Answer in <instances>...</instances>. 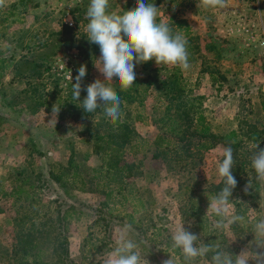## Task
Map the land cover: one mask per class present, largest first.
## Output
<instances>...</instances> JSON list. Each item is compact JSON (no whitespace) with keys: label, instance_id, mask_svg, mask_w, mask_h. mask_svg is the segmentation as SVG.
<instances>
[{"label":"rangeland","instance_id":"obj_1","mask_svg":"<svg viewBox=\"0 0 264 264\" xmlns=\"http://www.w3.org/2000/svg\"><path fill=\"white\" fill-rule=\"evenodd\" d=\"M122 1L133 2L109 0L107 11L118 14L117 4ZM149 3L158 9V22H167L173 34L180 31L187 38L191 67L187 71L176 67L182 90L170 103L158 82L167 81L171 66L148 61L144 72L137 64V89H145L146 75L153 84L136 96L138 100H121L119 81L111 83L121 101L117 122L132 134L122 149L131 166L125 189L117 195L116 186L109 185L113 190L109 196L102 175L90 172L100 167L91 149L96 137L115 133L114 126L102 110L82 109L86 91H81L79 101L72 99L71 83L81 65L86 66L82 89L95 79L103 80L96 68L99 46L86 37L89 0H6L0 8V264L20 259L11 255L19 229L39 236L38 242L46 238L40 259L44 264H58L51 250L57 233L67 240L70 264H108L120 230L129 223L128 236L148 264H165L168 259L184 264L179 250L178 254L170 250L172 234L181 225L200 240L208 231L223 235L220 250L233 256L245 250L264 251L256 247L259 241L253 231L264 218V182L255 179L251 168L252 144H259L256 151L264 148V46H260L264 0H226L219 10H205L199 0ZM65 14L71 16L73 30L64 27ZM53 105L60 106L56 114ZM176 105L183 106L178 112L188 119L195 118L194 111L202 115L214 135L238 134L233 151L235 165L242 163L241 174L230 197V212L244 216L243 223L215 229L213 221L218 218L207 212L209 200L205 193L197 194L219 181L217 161L222 160L223 144L213 141L212 148L203 152L188 145L184 152L178 146H186L175 143L168 149L152 147L156 133L152 121L163 112L175 116ZM194 129L192 125L186 131L189 145L195 143ZM249 130L258 134L253 141L247 138ZM69 161L85 180L82 190L78 182L67 179V187L60 188L47 177L48 172L58 174ZM249 182L252 187L246 193ZM183 185L191 188L180 190ZM17 188L28 196L13 195ZM194 204L201 209L194 219H180L179 213L189 215ZM64 213L66 221L59 227L56 215ZM209 257L197 258L195 264H209Z\"/></svg>","mask_w":264,"mask_h":264},{"label":"clouds","instance_id":"obj_2","mask_svg":"<svg viewBox=\"0 0 264 264\" xmlns=\"http://www.w3.org/2000/svg\"><path fill=\"white\" fill-rule=\"evenodd\" d=\"M6 6V0H0V8ZM109 0H89L85 18L88 20L85 31L90 43L99 46L100 56L96 60V68L103 80L95 79L94 82L82 89V81L86 76V66L79 67L75 83H71L72 76L69 72V81L72 87V99L79 101L81 91H86L82 109L86 113L102 110L109 122L115 124L121 118L120 97L111 87L115 80L119 81L121 91L132 87L137 64L154 61L159 65L179 67L187 71L191 65L187 51V38L177 31L173 34L169 24L163 20L158 22L159 12L153 3L145 0H135V6L123 14L109 13L107 11ZM226 6V0H199V7L205 10H219ZM60 106L53 105L52 112L58 113ZM254 149L251 159V168L254 170L255 179L264 182V148L258 143L251 146ZM222 160L217 161V176L223 184L218 194L209 198L207 212L217 217L213 227L226 230L231 225L243 223L245 217L230 212L233 207L230 202L237 180L232 174L234 165L233 149L229 146L222 150ZM251 183L245 185L247 193ZM132 225L128 224L120 230L116 247L110 252L108 264H148L137 251L138 245L129 238L128 233ZM254 240L259 241L256 247L264 249V218L254 224ZM171 248L179 250L184 264H195L197 258H204L210 252L209 264H249L254 260L256 264H264V251H242L233 256L227 251H221L218 243H203L200 236L186 230L183 225L177 227L172 234ZM199 241V243H197ZM165 264H173L168 259Z\"/></svg>","mask_w":264,"mask_h":264},{"label":"trees","instance_id":"obj_3","mask_svg":"<svg viewBox=\"0 0 264 264\" xmlns=\"http://www.w3.org/2000/svg\"><path fill=\"white\" fill-rule=\"evenodd\" d=\"M150 1L151 0H145L146 3H149ZM159 1L163 2L167 0H157V2ZM134 5H125L123 11L131 10ZM176 24L179 25L180 23ZM178 25H176L177 28L179 27ZM1 63L2 61H0V64ZM147 68L148 62L141 64L142 71L145 72ZM171 71V75L167 78V81L165 79L162 82H158L160 84L162 83L161 86L162 90L164 91L163 95L164 97H166L167 94V100L169 103L175 100L176 97H174V95H177L182 90L180 88V85H178L177 83V78H179L178 68L172 67ZM147 76L148 75L145 76L146 87L144 90L139 91L137 89V83L134 82L132 87L129 88L127 91L119 92L121 94V100L129 102L134 99L138 100L137 97H140V94L144 95V93L146 92V88L150 87L151 85L153 86V84L149 83V79ZM131 92H133L132 96ZM138 105H141V103L139 102ZM181 108L183 109L182 105L175 106V116H170L163 112V115L159 119L152 121V124L156 127V133L151 143L154 149H168L171 144L173 145L175 143L183 144L184 146L188 145L189 147L192 146L193 150L197 152H203L212 148V146L214 145L213 141H215V144L221 143L223 144V146H230L232 149H234L239 143V140L237 139L238 134L236 132L230 131L223 135H214L210 132L208 126L203 123L204 119L202 115L196 113V111L193 110L194 114L196 115L195 118H193V116L191 117V119H188L187 115L182 112H178V110ZM182 121L186 122L181 123ZM111 124L114 126L115 133H107L104 135L105 137H96L91 149L92 153L98 157V160L100 161V167L97 170L93 169L90 172H96L97 174L102 175V178L105 182V186L107 187L106 196L112 194L113 191L112 188L109 187V185L116 186V190L113 192V194L119 195L125 189L124 185H126V180L129 177L131 170V166L125 162L122 156V149L129 142V136L132 133L129 131V129L126 128V126H122L118 122H116L115 124ZM192 125H194L195 127L193 134L195 138V143L189 145V141L185 137L187 136L186 131L188 127ZM121 130L123 133L119 136V138H116V136L118 135L117 133H119ZM246 134H248L247 138L250 141L255 140L258 136L255 131L250 130L247 131ZM188 146L184 148L182 147V145H179L178 148L184 149V152H187ZM164 152H166V150ZM234 153L235 151H233V159L235 161ZM186 155L188 154L186 153ZM235 164L236 163H234L232 168V174L234 175L236 180H238L239 175L241 174V168L239 166L242 163H239L238 165ZM19 174H22V172L18 173L17 175ZM47 177L52 182L57 183L60 188L67 187L68 184L64 181L67 179L71 181V184L78 182V184L80 185L79 190H82L81 188H83L85 184V180L83 178H80V171L72 161H69L67 163V167L60 169V172L56 175H53L52 173L48 172ZM24 181H27V179H24ZM222 187L223 184L219 182L216 185L210 186L205 191H199L198 194L205 193L211 197L213 195L218 194L219 191H221ZM20 194H24L25 197L28 196L27 193L22 189L17 188L13 192V195H16V197H19ZM69 210H73L72 207H70ZM190 210L192 211V213H197L201 211L200 207H198L196 204L192 205ZM66 218L67 215L65 213L61 216L57 214L55 220L57 226L61 227L66 221ZM111 219L112 217H109V220ZM25 236H28L27 240L23 239ZM38 237H31L28 234H23L21 229L16 231L15 243L12 245L11 255L15 257L20 255L21 257L15 262V264H44L40 261V259L41 255L44 252V249H46V247L44 246L45 244H47V241L46 238H43L40 242H38ZM222 238L223 235H216L215 233H211L210 231H208V233L206 232L203 235V243L209 244L215 242L221 245L223 242L222 240H224ZM53 240L55 243L51 245V250L52 252H56L57 254L56 262L58 264H70V258L67 249V240L65 239V236H62L60 233H57ZM170 250L175 254H178V250L173 251L172 248ZM213 254L214 253L210 252L207 256H212ZM210 260L211 258L209 257V262Z\"/></svg>","mask_w":264,"mask_h":264},{"label":"crops","instance_id":"obj_4","mask_svg":"<svg viewBox=\"0 0 264 264\" xmlns=\"http://www.w3.org/2000/svg\"><path fill=\"white\" fill-rule=\"evenodd\" d=\"M18 2H19V0H18ZM126 2L127 1H122V3L120 2L119 4H117V6H119L118 7V14H123V8L125 7V5H126ZM131 2V1H130ZM128 4H130V5H134V0H133V2L132 3H129L128 2ZM15 7H18V4H16L15 5ZM168 20V19H167ZM247 32H248V30H247ZM261 59L259 58V61H260ZM262 61V60H261ZM208 75L210 76V82H212V78H211V73L209 72L208 73ZM262 91V90H261ZM264 91V90H263ZM248 105V104H247ZM148 119H150V117H148ZM220 181H218L217 183H215V185L216 184H218ZM210 186H212V185H209V187ZM181 186L179 185L178 186V188H180ZM209 187H206V189H208ZM189 188H191L190 186H188V185H183L182 186V188L180 189V190H186V189H189ZM205 188H204V191L206 190ZM203 190V189H202ZM198 194V193H197ZM205 197L209 200V198H210V196H208L207 194H205ZM188 212H189V215H184V216H182V214H181V212L179 213V217H180V219H182V220H184V219H194V213H192V211L191 210H188ZM178 217V218H179Z\"/></svg>","mask_w":264,"mask_h":264},{"label":"built area","instance_id":"obj_5","mask_svg":"<svg viewBox=\"0 0 264 264\" xmlns=\"http://www.w3.org/2000/svg\"><path fill=\"white\" fill-rule=\"evenodd\" d=\"M62 23L64 25L65 28H68L70 30L74 29V23L71 19V16L68 14H65L62 18ZM260 46H264V41L260 42Z\"/></svg>","mask_w":264,"mask_h":264}]
</instances>
